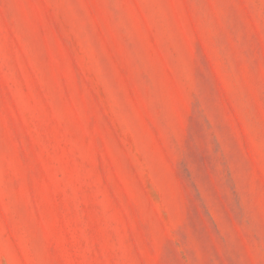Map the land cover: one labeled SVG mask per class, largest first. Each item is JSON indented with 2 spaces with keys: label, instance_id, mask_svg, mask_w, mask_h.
<instances>
[{
  "label": "rangeland",
  "instance_id": "rangeland-1",
  "mask_svg": "<svg viewBox=\"0 0 264 264\" xmlns=\"http://www.w3.org/2000/svg\"><path fill=\"white\" fill-rule=\"evenodd\" d=\"M0 264H264V0H0Z\"/></svg>",
  "mask_w": 264,
  "mask_h": 264
}]
</instances>
